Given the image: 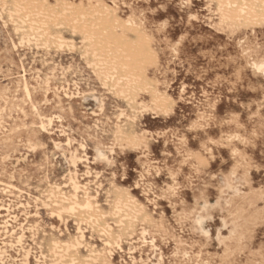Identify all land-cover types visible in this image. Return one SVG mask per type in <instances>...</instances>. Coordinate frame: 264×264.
Listing matches in <instances>:
<instances>
[{"label": "rangeland", "instance_id": "rangeland-1", "mask_svg": "<svg viewBox=\"0 0 264 264\" xmlns=\"http://www.w3.org/2000/svg\"><path fill=\"white\" fill-rule=\"evenodd\" d=\"M263 62L264 0H0V264H264Z\"/></svg>", "mask_w": 264, "mask_h": 264}, {"label": "bare ground", "instance_id": "bare-ground-1", "mask_svg": "<svg viewBox=\"0 0 264 264\" xmlns=\"http://www.w3.org/2000/svg\"><path fill=\"white\" fill-rule=\"evenodd\" d=\"M259 68L260 69H262L263 71H264V62L263 63H261L260 65H259ZM26 83L24 82V85H25ZM26 87V86H25ZM27 88V87H26ZM25 88V89H26ZM49 90V89H48ZM64 90V89H63ZM28 92V91H27ZM47 93H48V91H47ZM67 95V94H66ZM30 95H28V97H29ZM46 96V95H45ZM29 99H31V98H29ZM37 110V109H36ZM22 111V110H21ZM38 117H40V116H38ZM51 122H52V120H50ZM42 122V121H41ZM41 124H43V123H41ZM26 128V127H25ZM43 128V127H42ZM62 135V134H61ZM66 144V143H65ZM68 144V143H67ZM56 146V145H55ZM102 158V157H101ZM74 159H76L75 157H74ZM66 160V159H65ZM2 184V183H1ZM4 184V183H3ZM16 188V187H15ZM23 192V191H22ZM37 203V202H36ZM23 205V204H22ZM29 205V204H28ZM23 207V206H22ZM29 256V255H28ZM36 261V260H35Z\"/></svg>", "mask_w": 264, "mask_h": 264}]
</instances>
